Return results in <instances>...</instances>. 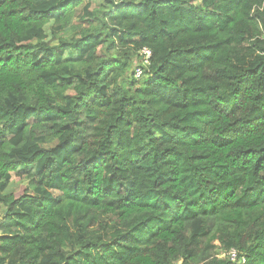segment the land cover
I'll return each mask as SVG.
<instances>
[{"label": "trees", "instance_id": "trees-1", "mask_svg": "<svg viewBox=\"0 0 264 264\" xmlns=\"http://www.w3.org/2000/svg\"><path fill=\"white\" fill-rule=\"evenodd\" d=\"M85 1L0 0V264H264V0Z\"/></svg>", "mask_w": 264, "mask_h": 264}, {"label": "built area", "instance_id": "built-area-1", "mask_svg": "<svg viewBox=\"0 0 264 264\" xmlns=\"http://www.w3.org/2000/svg\"><path fill=\"white\" fill-rule=\"evenodd\" d=\"M141 55L144 57L143 58V67L149 66L150 65V58H151V52L148 49H143L141 51ZM143 75V69H136L135 76L136 78H140ZM232 261H235L236 259V252L231 253Z\"/></svg>", "mask_w": 264, "mask_h": 264}, {"label": "rangeland", "instance_id": "rangeland-1", "mask_svg": "<svg viewBox=\"0 0 264 264\" xmlns=\"http://www.w3.org/2000/svg\"><path fill=\"white\" fill-rule=\"evenodd\" d=\"M101 0H86L85 2H84V4L83 5H81V7H80V9L84 6H86L87 4H91V6H92V8L93 7H96L97 6V4L100 2ZM75 21H76V19H75ZM47 34H48V40H51V39H53V36H52V34H51V32L49 31V30H47ZM68 36H70V34L68 35ZM69 54V53H68ZM67 54V56H70L71 54H69L68 55ZM18 184H16V182H13V185H12V191H14V190H16L17 188H18Z\"/></svg>", "mask_w": 264, "mask_h": 264}]
</instances>
